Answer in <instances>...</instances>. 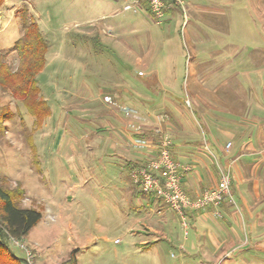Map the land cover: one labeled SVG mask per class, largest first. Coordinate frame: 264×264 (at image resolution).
I'll return each mask as SVG.
<instances>
[{
	"label": "rangeland",
	"instance_id": "obj_1",
	"mask_svg": "<svg viewBox=\"0 0 264 264\" xmlns=\"http://www.w3.org/2000/svg\"><path fill=\"white\" fill-rule=\"evenodd\" d=\"M127 5L132 9L126 11ZM226 5L224 17L213 15L207 23L190 19L181 29L179 21L158 26L130 0H5L0 14L4 62L18 66L23 14L46 42L44 67L27 100L0 85V182L19 185L25 192L21 206L42 214L21 243L32 251L33 264H61L74 253L77 264H264L263 234L254 240L246 229L244 245L228 255L227 247L216 250L209 240L212 223L203 228L188 217L185 234L180 216L167 205L159 215V206L134 196L115 143L108 141L124 136L102 129L100 121L116 109L102 93L160 98L164 75L175 78L174 100L190 118L197 114L190 93L217 85L242 89L237 78L230 85L224 79L236 76L242 58L256 55L255 44L264 47V0ZM198 73L216 77L208 82ZM120 116L130 118L125 112ZM141 122L143 132L148 128ZM195 125L205 138L203 123ZM172 130L165 129L161 138L173 142ZM231 193L236 222L249 227L234 186ZM145 228L158 233H144ZM11 247L26 257L13 241Z\"/></svg>",
	"mask_w": 264,
	"mask_h": 264
},
{
	"label": "crops",
	"instance_id": "obj_2",
	"mask_svg": "<svg viewBox=\"0 0 264 264\" xmlns=\"http://www.w3.org/2000/svg\"><path fill=\"white\" fill-rule=\"evenodd\" d=\"M130 1L152 16L145 0ZM225 1L230 2V0H186L189 22L190 19H194L207 23V19L213 15L224 17L228 14L227 5L223 6ZM128 6L130 8H127ZM131 9V5L125 6L126 11ZM145 20L144 18L143 21ZM177 21L180 22L182 29L183 13L179 9L171 11L158 26H170ZM261 45H254L255 56L242 58L236 76L228 75L224 79L226 81L224 83L230 85V81L237 78L239 84L243 86L242 89L230 85L227 89L221 90L217 85L190 93L197 112L191 118L182 114L183 110L177 108L174 98L178 93L174 82H171L175 78L169 75L162 77L165 80V87L160 98H153L151 93L146 94L147 97L145 93H131L128 96L117 91L102 93L106 97L105 101L113 102L116 109L108 111L109 115L100 118L101 127L124 136V139L120 135L108 138L110 144L115 143L113 149H116L122 158L120 163L124 169L129 162L148 161L156 150V144L152 143V140L140 138L138 135L145 133L148 136L153 134L152 136L155 137L158 133L161 138L165 129L172 128L174 159L181 164L192 166V171L183 181V188L188 194L196 196L206 189L217 187L220 184L221 169L231 173L232 187H235L239 204L245 210L246 223L249 227L243 228L244 222H236L237 216L229 202L221 208L222 216L218 218L217 223L212 220V218L216 220L212 209L207 212L191 213L188 216L203 228L209 227L212 223L215 231L209 233V240L216 250L227 247L228 255L231 249H238L240 245H244L242 241L246 237V229L254 240L264 235V47L260 48ZM226 69L227 66H224L222 73ZM201 70H206V67H201ZM217 71L219 72V69ZM215 77V73L209 76L198 73L197 76L198 79H206L208 82ZM187 103L191 105V100L187 99ZM121 112H125L126 116L129 113L130 118H122ZM140 121L145 128H148L143 132L139 131ZM197 121H201L206 129L205 138L195 125ZM166 135L168 136V133ZM228 143H232L230 150H226ZM120 149L128 151L129 154L126 155ZM155 154L154 152L153 155ZM133 186L134 196L145 198L151 207L159 206L158 214H163L161 206L166 207V205L161 200L143 195L140 187L134 184ZM261 231L263 233H260ZM142 232L158 233L152 228H145ZM151 244L152 242L149 241L142 243V245ZM209 249L207 247L206 250Z\"/></svg>",
	"mask_w": 264,
	"mask_h": 264
},
{
	"label": "built area",
	"instance_id": "obj_3",
	"mask_svg": "<svg viewBox=\"0 0 264 264\" xmlns=\"http://www.w3.org/2000/svg\"><path fill=\"white\" fill-rule=\"evenodd\" d=\"M145 1L157 24H161L171 11L179 9L183 13V27L188 25L189 14L186 0ZM231 147L232 143H228L226 150H230ZM156 149V156L149 159L146 164L128 170L129 179L144 193L155 195L157 199L176 212L182 220L185 234H188V216L191 213L206 212L212 209L215 217L220 218L222 205L226 202L234 203L231 193L232 175L229 171L221 169L220 184L217 187L206 189L201 194L193 196L183 188V181L186 175L192 171V166L181 164L174 159L172 140L169 137L160 138ZM12 241L25 250L26 264H33L32 251L22 245L23 242ZM115 243H119V241L116 240Z\"/></svg>",
	"mask_w": 264,
	"mask_h": 264
},
{
	"label": "trees",
	"instance_id": "obj_4",
	"mask_svg": "<svg viewBox=\"0 0 264 264\" xmlns=\"http://www.w3.org/2000/svg\"><path fill=\"white\" fill-rule=\"evenodd\" d=\"M4 3L5 0H0V14ZM22 16L25 31L16 46L18 66L13 69L4 62V57L0 55V85L8 88L16 98L27 100L37 75L44 67L46 53L44 44L46 42L38 32L33 30L27 17L24 14ZM152 135L148 136L144 133L138 137L152 140V143L158 145L160 143L159 134L157 133L155 137ZM146 162H129L125 169L128 171L133 167L144 165ZM141 194L154 200L157 199L153 194H146L143 191ZM24 196L25 192L19 185L13 188L0 182V264H26L25 258H20L14 252L11 241L23 242L42 219L40 211L21 206L20 202ZM61 264H77L75 253Z\"/></svg>",
	"mask_w": 264,
	"mask_h": 264
}]
</instances>
